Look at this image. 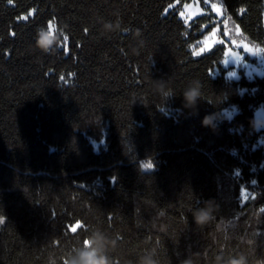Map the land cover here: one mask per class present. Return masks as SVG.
<instances>
[{
    "label": "trees",
    "instance_id": "obj_1",
    "mask_svg": "<svg viewBox=\"0 0 264 264\" xmlns=\"http://www.w3.org/2000/svg\"><path fill=\"white\" fill-rule=\"evenodd\" d=\"M189 1L0 0V264H264V0Z\"/></svg>",
    "mask_w": 264,
    "mask_h": 264
},
{
    "label": "rangeland",
    "instance_id": "obj_2",
    "mask_svg": "<svg viewBox=\"0 0 264 264\" xmlns=\"http://www.w3.org/2000/svg\"><path fill=\"white\" fill-rule=\"evenodd\" d=\"M205 5L209 4L204 0ZM217 7L212 8L213 4H209L211 9L218 17L222 16L223 10L221 5L214 3ZM204 12L201 0H190L185 3L178 12V15L185 22H188L195 16ZM51 23V22H50ZM50 27V31H51ZM49 31V34H50ZM221 29L219 24H215L212 28L205 33L199 40V44L194 47L193 53L199 54L208 51L218 42H225V39L220 35ZM227 46L224 51V57L221 61L222 67L226 68L225 75L230 78H238L241 74L247 76L264 75V56L257 50L251 49L248 45L242 42H233L234 45ZM237 44V45H236ZM254 118L257 127L264 126V122L257 124V119H264V109L262 106L257 107L254 111Z\"/></svg>",
    "mask_w": 264,
    "mask_h": 264
},
{
    "label": "clouds",
    "instance_id": "obj_3",
    "mask_svg": "<svg viewBox=\"0 0 264 264\" xmlns=\"http://www.w3.org/2000/svg\"><path fill=\"white\" fill-rule=\"evenodd\" d=\"M51 22L53 25V28H52L53 34H49V31H48L49 22L39 27L37 31V43H38V46H40L43 51H47V48L49 46H51L54 42H58V37L55 35V33L61 27L58 25V23L55 20H51ZM68 40H69V36L64 30L62 38H61L62 42H60V46L64 47L65 45H67ZM196 95L197 94L194 91L193 96H192L193 101L195 100ZM206 119L209 124L212 123V117H206ZM262 122H264V119H257L258 125ZM99 252H100V245L97 244L96 241L90 240L88 249L82 252L80 254V257L77 260L72 261V264H100L101 257L99 255Z\"/></svg>",
    "mask_w": 264,
    "mask_h": 264
},
{
    "label": "snow or ice",
    "instance_id": "obj_4",
    "mask_svg": "<svg viewBox=\"0 0 264 264\" xmlns=\"http://www.w3.org/2000/svg\"><path fill=\"white\" fill-rule=\"evenodd\" d=\"M9 2H11V0H9ZM217 6L215 4L212 5V8L215 9ZM29 15H31V13H29ZM27 17H25L26 19ZM145 168L150 169L152 167V164H146L144 165ZM253 183H255V181H253Z\"/></svg>",
    "mask_w": 264,
    "mask_h": 264
}]
</instances>
